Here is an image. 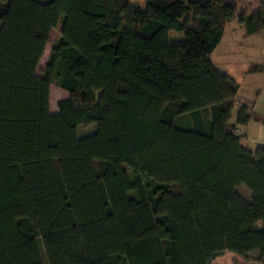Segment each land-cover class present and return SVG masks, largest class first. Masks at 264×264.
I'll list each match as a JSON object with an SVG mask.
<instances>
[{
    "label": "trees",
    "instance_id": "16d2710c",
    "mask_svg": "<svg viewBox=\"0 0 264 264\" xmlns=\"http://www.w3.org/2000/svg\"><path fill=\"white\" fill-rule=\"evenodd\" d=\"M253 1L246 34L264 31ZM235 15L234 0H0V264L264 261V145H242L239 84L211 60ZM58 25L68 97L51 113L36 69Z\"/></svg>",
    "mask_w": 264,
    "mask_h": 264
},
{
    "label": "rangeland",
    "instance_id": "374dc122",
    "mask_svg": "<svg viewBox=\"0 0 264 264\" xmlns=\"http://www.w3.org/2000/svg\"><path fill=\"white\" fill-rule=\"evenodd\" d=\"M132 4L143 7L147 0H129ZM229 1V0H225ZM236 15L224 26L223 36L211 53L214 66L221 72L227 73L238 84L239 90L231 111L230 121L234 122L238 109L247 106L249 121L245 126H238L242 132V145L254 151L258 145H264V31L246 34L245 27L238 21L242 13H252L258 5L253 0H234ZM190 16L186 13L184 17ZM183 17V18H184ZM59 25L61 23L59 22ZM56 26L50 34V40L37 65L36 73L49 80V108L51 113L57 112V102L68 97V93L59 88L53 78L56 56L52 54V45L60 34V26ZM183 32H170V40L183 38ZM93 131V126L80 127L79 134L84 135ZM63 145L59 139L49 150V154L56 158L62 155ZM245 199H250V193L243 186L237 189ZM44 259V254L42 252ZM210 264H264L257 252H250L244 256L233 252H225L215 258Z\"/></svg>",
    "mask_w": 264,
    "mask_h": 264
},
{
    "label": "built area",
    "instance_id": "2783aa9c",
    "mask_svg": "<svg viewBox=\"0 0 264 264\" xmlns=\"http://www.w3.org/2000/svg\"><path fill=\"white\" fill-rule=\"evenodd\" d=\"M235 133H236V134H240L241 132L239 131V129H236V130H235Z\"/></svg>",
    "mask_w": 264,
    "mask_h": 264
},
{
    "label": "crops",
    "instance_id": "0c3cea01",
    "mask_svg": "<svg viewBox=\"0 0 264 264\" xmlns=\"http://www.w3.org/2000/svg\"><path fill=\"white\" fill-rule=\"evenodd\" d=\"M237 96V95H236ZM236 98V97H235ZM241 131V130H240Z\"/></svg>",
    "mask_w": 264,
    "mask_h": 264
}]
</instances>
